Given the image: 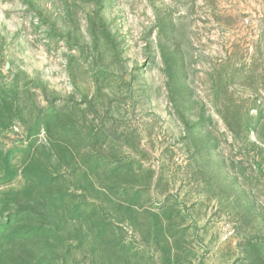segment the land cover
<instances>
[{
	"label": "rangeland",
	"instance_id": "1",
	"mask_svg": "<svg viewBox=\"0 0 264 264\" xmlns=\"http://www.w3.org/2000/svg\"><path fill=\"white\" fill-rule=\"evenodd\" d=\"M0 264H264V0H0Z\"/></svg>",
	"mask_w": 264,
	"mask_h": 264
}]
</instances>
